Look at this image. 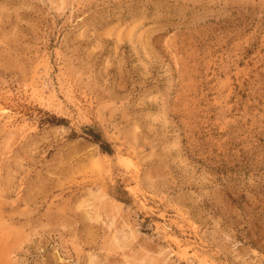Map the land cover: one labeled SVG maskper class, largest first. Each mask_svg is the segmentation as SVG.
<instances>
[{
	"label": "rangeland",
	"instance_id": "rangeland-1",
	"mask_svg": "<svg viewBox=\"0 0 264 264\" xmlns=\"http://www.w3.org/2000/svg\"><path fill=\"white\" fill-rule=\"evenodd\" d=\"M0 264H264V0H0Z\"/></svg>",
	"mask_w": 264,
	"mask_h": 264
}]
</instances>
